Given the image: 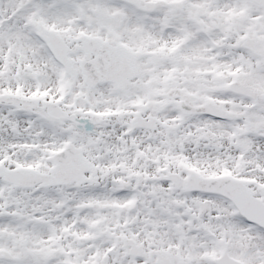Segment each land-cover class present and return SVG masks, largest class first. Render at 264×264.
I'll list each match as a JSON object with an SVG mask.
<instances>
[{
	"label": "snow or ice",
	"instance_id": "6c2138e0",
	"mask_svg": "<svg viewBox=\"0 0 264 264\" xmlns=\"http://www.w3.org/2000/svg\"><path fill=\"white\" fill-rule=\"evenodd\" d=\"M0 264H264V0H0Z\"/></svg>",
	"mask_w": 264,
	"mask_h": 264
}]
</instances>
